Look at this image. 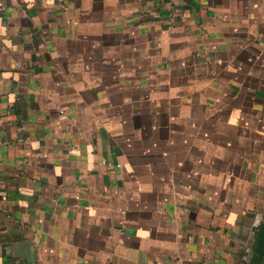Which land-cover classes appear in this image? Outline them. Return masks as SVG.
Instances as JSON below:
<instances>
[{
  "label": "crops",
  "instance_id": "1",
  "mask_svg": "<svg viewBox=\"0 0 264 264\" xmlns=\"http://www.w3.org/2000/svg\"><path fill=\"white\" fill-rule=\"evenodd\" d=\"M263 222L264 0H0V264H261Z\"/></svg>",
  "mask_w": 264,
  "mask_h": 264
},
{
  "label": "water",
  "instance_id": "2",
  "mask_svg": "<svg viewBox=\"0 0 264 264\" xmlns=\"http://www.w3.org/2000/svg\"><path fill=\"white\" fill-rule=\"evenodd\" d=\"M254 231H256L258 235V240L256 242V246L254 247V252L262 264L264 260V222L257 225L254 228Z\"/></svg>",
  "mask_w": 264,
  "mask_h": 264
},
{
  "label": "built area",
  "instance_id": "3",
  "mask_svg": "<svg viewBox=\"0 0 264 264\" xmlns=\"http://www.w3.org/2000/svg\"><path fill=\"white\" fill-rule=\"evenodd\" d=\"M103 163H104V164H107V160H106V159H104V160H103Z\"/></svg>",
  "mask_w": 264,
  "mask_h": 264
}]
</instances>
